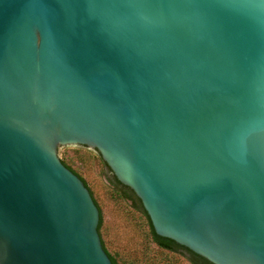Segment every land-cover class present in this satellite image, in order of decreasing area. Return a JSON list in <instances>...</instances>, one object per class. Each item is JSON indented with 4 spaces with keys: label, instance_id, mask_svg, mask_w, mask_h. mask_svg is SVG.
Listing matches in <instances>:
<instances>
[{
    "label": "water",
    "instance_id": "obj_1",
    "mask_svg": "<svg viewBox=\"0 0 264 264\" xmlns=\"http://www.w3.org/2000/svg\"><path fill=\"white\" fill-rule=\"evenodd\" d=\"M65 146L156 234L264 264V0H0V264H113Z\"/></svg>",
    "mask_w": 264,
    "mask_h": 264
},
{
    "label": "rangeland",
    "instance_id": "obj_2",
    "mask_svg": "<svg viewBox=\"0 0 264 264\" xmlns=\"http://www.w3.org/2000/svg\"><path fill=\"white\" fill-rule=\"evenodd\" d=\"M59 156L69 158L68 161L85 179L99 204L102 217L101 237L108 249L119 254L121 258L138 254L146 226L140 213L130 202L121 199L109 187L105 178V166L97 157V152L83 147L65 146L59 149ZM150 244L152 248L155 247L154 243ZM178 263L188 264L183 258Z\"/></svg>",
    "mask_w": 264,
    "mask_h": 264
},
{
    "label": "trees",
    "instance_id": "obj_3",
    "mask_svg": "<svg viewBox=\"0 0 264 264\" xmlns=\"http://www.w3.org/2000/svg\"><path fill=\"white\" fill-rule=\"evenodd\" d=\"M86 148V147H85ZM78 149H74V151ZM97 157L104 163L100 154L97 152ZM63 165L68 167L72 172H74L80 179L83 180L86 185L85 179L78 173V171L71 165L68 159L60 157ZM114 187L109 185L112 188V191L120 195L121 199L130 202V205L140 213V216L143 219V223L146 226V233L144 235V240L140 245L138 254L133 253L128 258H121L119 254L111 252L101 237V209L95 198L93 197L92 192L90 191L92 198L99 209V222H98V232L101 238L102 246L105 252L108 254L113 264H179L180 258H183L187 261L188 264H213L204 257L194 253L190 249H187L185 246L178 244L172 239L167 237L160 236L155 233L152 223L150 221L148 214L144 210L140 199L135 195V193L129 187L123 185L118 179L114 177ZM118 184V185H117ZM88 187V186H87ZM90 189V188H88ZM91 190V189H90ZM154 243L155 247L152 248L150 243Z\"/></svg>",
    "mask_w": 264,
    "mask_h": 264
},
{
    "label": "flooded vegetation",
    "instance_id": "obj_4",
    "mask_svg": "<svg viewBox=\"0 0 264 264\" xmlns=\"http://www.w3.org/2000/svg\"><path fill=\"white\" fill-rule=\"evenodd\" d=\"M90 150H93V152L94 151H96V150H94V149H90ZM97 152V151H96ZM105 163V162H104ZM104 166H105V169H106V174H105V178H106V180H107V183L109 184V185H112L113 187H114V184L113 183H115L114 182V177L116 178V176L113 174V172H112V170L107 166V164L105 163L104 164ZM117 179V178H116ZM118 185V184H117ZM124 185V184H123ZM86 186H88V184L86 183ZM126 186V185H125ZM128 187V186H127ZM88 188H89V186H88ZM89 191H91L90 189H89Z\"/></svg>",
    "mask_w": 264,
    "mask_h": 264
}]
</instances>
